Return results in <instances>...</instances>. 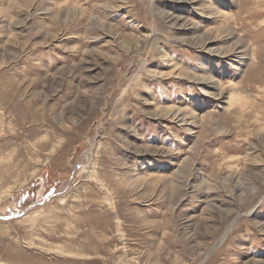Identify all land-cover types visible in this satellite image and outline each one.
Returning <instances> with one entry per match:
<instances>
[{
    "label": "rangeland",
    "instance_id": "obj_1",
    "mask_svg": "<svg viewBox=\"0 0 264 264\" xmlns=\"http://www.w3.org/2000/svg\"><path fill=\"white\" fill-rule=\"evenodd\" d=\"M0 264H264V0H0Z\"/></svg>",
    "mask_w": 264,
    "mask_h": 264
},
{
    "label": "bare ground",
    "instance_id": "obj_2",
    "mask_svg": "<svg viewBox=\"0 0 264 264\" xmlns=\"http://www.w3.org/2000/svg\"><path fill=\"white\" fill-rule=\"evenodd\" d=\"M195 24H196V23H195ZM231 51H232V50H231ZM231 51H229V52H231ZM233 54H235V53H233ZM185 74H187V73H185ZM188 74H189V73H188ZM188 76H189V75H188ZM190 76H191V75H190ZM195 78H197V77H195ZM205 79L208 80L206 77H204V76H200V79H199V80H200V81H204ZM205 85H210V84H209V82H208V84H205ZM210 86H211V85H210ZM217 95H221V94L218 93Z\"/></svg>",
    "mask_w": 264,
    "mask_h": 264
}]
</instances>
